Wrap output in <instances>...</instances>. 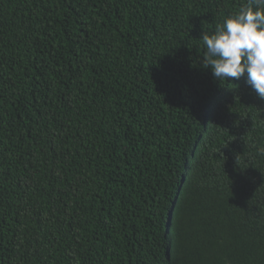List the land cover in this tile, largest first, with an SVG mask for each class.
Wrapping results in <instances>:
<instances>
[{
  "label": "trees",
  "instance_id": "obj_1",
  "mask_svg": "<svg viewBox=\"0 0 264 264\" xmlns=\"http://www.w3.org/2000/svg\"><path fill=\"white\" fill-rule=\"evenodd\" d=\"M247 4L0 0V264H264V99L202 66Z\"/></svg>",
  "mask_w": 264,
  "mask_h": 264
},
{
  "label": "clouds",
  "instance_id": "obj_2",
  "mask_svg": "<svg viewBox=\"0 0 264 264\" xmlns=\"http://www.w3.org/2000/svg\"><path fill=\"white\" fill-rule=\"evenodd\" d=\"M201 39L206 47L202 66H210L215 79L238 80L246 74L247 85L264 99V0H248ZM257 154L264 156V147Z\"/></svg>",
  "mask_w": 264,
  "mask_h": 264
}]
</instances>
